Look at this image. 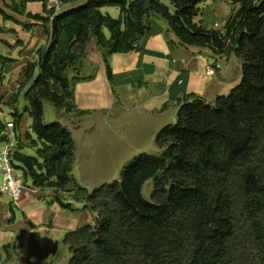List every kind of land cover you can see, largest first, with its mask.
I'll list each match as a JSON object with an SVG mask.
<instances>
[{"label":"trees","instance_id":"1","mask_svg":"<svg viewBox=\"0 0 264 264\" xmlns=\"http://www.w3.org/2000/svg\"><path fill=\"white\" fill-rule=\"evenodd\" d=\"M49 1L22 0L23 9L43 3L50 17L29 16L51 24L50 45L28 64L13 99L23 92V113L35 135H25L35 156L17 149L13 163L34 187L63 192L75 184L74 141L59 121L45 122L44 107L88 114L77 109L74 92L92 78L82 75L92 40L111 86L109 57L139 49L153 16L180 45L234 55L242 66L241 81L228 95L180 101L176 123L155 138L157 154H139L118 180L81 190L96 218L66 234L68 264H264V0H233L240 8L223 31L194 23L205 0H56L58 13L47 9ZM103 7L119 8V18L103 14ZM23 113L13 114L17 130ZM5 128L0 119V144ZM148 181L149 200L143 196ZM10 255L4 246L0 264H9Z\"/></svg>","mask_w":264,"mask_h":264},{"label":"crops","instance_id":"2","mask_svg":"<svg viewBox=\"0 0 264 264\" xmlns=\"http://www.w3.org/2000/svg\"><path fill=\"white\" fill-rule=\"evenodd\" d=\"M21 3L22 0H0L3 122L13 119L15 112L23 113L27 105L23 92L16 102L13 99L25 81L28 64L37 61L39 51L45 52L50 45L47 31L51 24L29 16L50 17L43 3L29 2L24 9ZM239 8L233 0H205L199 5L194 23L205 30L223 31ZM47 9H55L57 13L61 10L56 0H50ZM101 12L114 19L120 16L117 7H103ZM150 23L151 31L141 40L139 49L109 57L112 86L102 55L92 40L82 60V75L92 78L78 83L74 92L77 109L88 114L78 116L73 110L56 111L54 115L74 141L75 184L67 191L56 192L27 182L28 190L17 203L0 193V252L4 246L10 248L9 264H68L71 254L63 242L66 234L93 225L96 218L85 201L86 193L81 190L92 192L108 184H102V177L119 166L120 160L156 149L158 132L174 124L179 103L186 96L194 94L213 102L240 83L242 66L234 55L216 56L207 48L182 46L164 20L153 16ZM65 38L63 34L61 44ZM212 68L216 72L210 75ZM45 115L44 109L46 121ZM31 126L32 118L23 113L17 130L18 150L35 156V148L25 138L27 133L32 134Z\"/></svg>","mask_w":264,"mask_h":264},{"label":"built area","instance_id":"3","mask_svg":"<svg viewBox=\"0 0 264 264\" xmlns=\"http://www.w3.org/2000/svg\"><path fill=\"white\" fill-rule=\"evenodd\" d=\"M215 68L209 70V74H215ZM0 112V117H2ZM6 125L4 141L0 144V193L7 195L12 203L17 201L27 192L23 175L15 168L13 156L19 147V133L14 119L4 122Z\"/></svg>","mask_w":264,"mask_h":264},{"label":"rangeland","instance_id":"4","mask_svg":"<svg viewBox=\"0 0 264 264\" xmlns=\"http://www.w3.org/2000/svg\"><path fill=\"white\" fill-rule=\"evenodd\" d=\"M45 118H46V123H52L57 121V119L54 117V115L56 114V110L53 108L52 105H50L49 103H45ZM173 123H176V120L173 121ZM143 153H152V154H157L158 150L154 149V150H148V151H144ZM140 153V154H143ZM139 155V154H138ZM132 159H122L120 160V165L116 166L113 168V170H110V172L108 174H106L105 176L102 177V184L104 183H112L114 180H118L119 176H120V171L122 170L123 166L126 165L128 162H130ZM74 176V175H73ZM78 178L82 179V176H79ZM151 189H152V182L148 181L144 187H143V196L149 200L150 199V193H151Z\"/></svg>","mask_w":264,"mask_h":264}]
</instances>
